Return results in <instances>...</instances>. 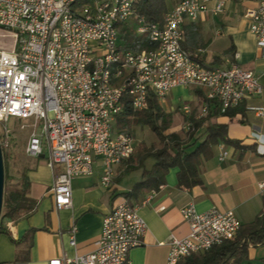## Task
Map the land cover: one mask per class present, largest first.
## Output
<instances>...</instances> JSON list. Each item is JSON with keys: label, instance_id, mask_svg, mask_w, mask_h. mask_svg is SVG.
Returning a JSON list of instances; mask_svg holds the SVG:
<instances>
[{"label": "built area", "instance_id": "obj_1", "mask_svg": "<svg viewBox=\"0 0 264 264\" xmlns=\"http://www.w3.org/2000/svg\"><path fill=\"white\" fill-rule=\"evenodd\" d=\"M138 0H0V35L9 36L10 49L0 46V124L10 131V118L28 121L31 156L46 155L53 171L51 194L56 209L72 202V180L93 172L94 159L102 165L101 184L110 187L116 167L132 156L131 134L116 131L117 116L128 103L133 111L147 107L150 94L165 103L169 91L189 87L203 91L196 117L204 116L208 102L217 100L221 112L262 93L257 75L231 63L215 67L199 61L183 47L182 25L201 14L223 11L224 1L178 0L162 23L147 21L135 10ZM244 16L249 31L264 53V0H255ZM136 36L146 35L150 49L133 50L120 43L119 25ZM258 115L262 107L251 106ZM189 129L192 114L182 105ZM258 141L264 139L259 137ZM227 156L222 150L219 159ZM264 189V180L258 182ZM151 190L143 199L147 204ZM188 224L183 237L170 235L165 264L233 239L241 222L232 210L213 206L198 211L193 203L180 209ZM147 230L137 205L121 199L103 218L95 249L73 258H54L48 264H129L128 252L139 246ZM75 227L70 243L75 245Z\"/></svg>", "mask_w": 264, "mask_h": 264}, {"label": "crops", "instance_id": "obj_2", "mask_svg": "<svg viewBox=\"0 0 264 264\" xmlns=\"http://www.w3.org/2000/svg\"><path fill=\"white\" fill-rule=\"evenodd\" d=\"M176 1L167 0V5L173 6ZM223 1L222 12L213 14L209 10L195 21H185L182 45L211 66L227 67L237 63L257 75L263 86L262 93L241 102L244 111L232 120L225 115L217 118L227 125V137L238 141L240 146L222 140L214 144L211 158L204 160L199 168L201 183L189 188L178 186L179 169L169 168L165 183L151 189L155 195L147 204L142 201L151 190H132L139 171L126 172V163L122 164L116 167L113 184L104 187L100 182L101 161L95 158L92 174L72 180L71 206L62 209L54 206L50 191L53 171L47 165L46 155L31 157L27 176L28 195L34 200L33 205L26 214L15 219L5 218L1 225L4 231L0 230V264H48L54 258H73L92 252L104 216L127 197L123 192L131 191L126 199L137 205L138 213L147 224L142 244L128 252L129 264H165L169 236L183 237L188 233V224L180 209L189 203L198 211L213 206L230 209L241 225L261 214L264 189L258 187V182L264 180V141H258V135L264 139V115H258L249 107L264 109V53L244 16L245 9L253 7L255 0ZM215 3L216 0L211 1L209 7ZM210 45L211 57H207ZM168 103L188 104L196 116L203 103V91L176 87L168 92L164 104ZM222 150L227 151V156L220 160ZM73 227L75 245L70 243ZM248 253L252 262L261 264L264 245L249 247Z\"/></svg>", "mask_w": 264, "mask_h": 264}, {"label": "trees", "instance_id": "obj_3", "mask_svg": "<svg viewBox=\"0 0 264 264\" xmlns=\"http://www.w3.org/2000/svg\"><path fill=\"white\" fill-rule=\"evenodd\" d=\"M166 9L167 0H138L135 4L138 14L147 21L157 23H162ZM118 28L120 43L124 47L133 50L154 47L146 35L136 36L132 27L120 24ZM208 106L209 109L204 116L197 118L194 114L190 115L188 118L189 129L185 132V137L182 138L178 132H166L172 124V115L163 109L153 94L149 95L147 107L143 110L133 111L128 103L124 105L114 124L116 131H125L131 134L132 126L146 125L158 138L156 148L143 147L141 152L128 159L126 172L139 171L138 179L132 190L157 189L159 185L165 183V175L171 167L179 169L177 172L178 186L189 188L200 184L199 168L204 160L211 158V148L214 144L222 140L227 144L240 146L238 141L227 137V125L218 122L217 118L225 115L232 120L236 114H241L244 111L242 104L228 108L225 112H221L217 100L208 102ZM198 131H200L199 134H197ZM2 157L5 171L3 151ZM123 194L128 197L131 191L123 192ZM17 209V206L6 200L3 216L15 219L17 218ZM0 230L4 231L1 224ZM12 240L17 243L14 239ZM259 245H264V207L261 214L252 222L240 226L233 239L215 245L205 252L193 254L182 260L180 264H257L250 260L248 249ZM260 262L264 264V258L260 259Z\"/></svg>", "mask_w": 264, "mask_h": 264}, {"label": "rangeland", "instance_id": "obj_4", "mask_svg": "<svg viewBox=\"0 0 264 264\" xmlns=\"http://www.w3.org/2000/svg\"><path fill=\"white\" fill-rule=\"evenodd\" d=\"M176 2H173L172 4ZM171 6L167 5L166 12L171 8ZM166 12L164 13V15L166 14ZM0 46L4 49H10L12 46L11 38L9 36L2 37L0 35ZM206 55L207 57H211V45H210V49L207 50ZM172 96H175V93L174 95L172 94ZM170 97L171 95H169L168 98ZM179 97H181V94L179 95ZM161 106L166 112H169L172 115V124L166 132L175 131L178 132L182 138H184L185 132L187 131L185 126V122L187 119L182 110V103L180 104L168 103L167 106L163 103L161 104ZM3 126H4L3 124L2 125L0 124V144H1V150L5 155L3 198H2V208L0 212L1 225L5 220V217L3 215L5 212L6 200H9L15 206H17L18 208L16 210L17 217L22 216L25 212H27V209H29L33 205L34 200L28 195L30 182L27 176V172L30 167L29 166L30 158L36 157V156H31L26 152V147L30 138V130H31L28 121L10 118L5 123V126L10 131L9 136H6V134L3 133L1 129V127ZM130 133L134 138V144H135V149L131 158H133L137 153L141 152V149H143V147L156 148L158 146L157 136L151 130V128L146 125H134L131 127ZM199 133L200 131L197 132V134ZM128 163L129 161L126 162V164ZM131 163L133 165V162ZM3 167H4V163H3Z\"/></svg>", "mask_w": 264, "mask_h": 264}, {"label": "water", "instance_id": "obj_5", "mask_svg": "<svg viewBox=\"0 0 264 264\" xmlns=\"http://www.w3.org/2000/svg\"><path fill=\"white\" fill-rule=\"evenodd\" d=\"M3 183H4V167H3V157H2V150L0 144V212L2 208Z\"/></svg>", "mask_w": 264, "mask_h": 264}]
</instances>
